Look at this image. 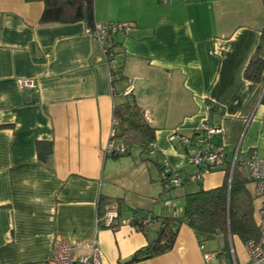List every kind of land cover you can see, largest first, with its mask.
I'll return each mask as SVG.
<instances>
[{
    "label": "crops",
    "instance_id": "obj_1",
    "mask_svg": "<svg viewBox=\"0 0 264 264\" xmlns=\"http://www.w3.org/2000/svg\"><path fill=\"white\" fill-rule=\"evenodd\" d=\"M42 11L41 1L0 0V264H46L57 238L84 244L78 252L88 253L94 235L102 264H123L155 236L159 221L147 231L127 222L116 230L97 226L100 194L122 198L116 222L130 209L181 215L183 194L221 185L225 163L167 197L154 160L131 150L108 156L112 106L120 101L101 45L84 22L41 24ZM94 18L100 26L130 23L116 36L118 49L132 98L156 129L158 162L182 175L197 173L194 148L169 136H189L200 126L206 98L216 104L210 121L222 129L215 142L226 160L264 157V71L256 80L244 75L256 48L264 58V0H94ZM21 78L36 88L21 87ZM38 140L52 142L45 163ZM235 242L234 258L244 264L246 250ZM217 252L183 223L169 251L133 264H223Z\"/></svg>",
    "mask_w": 264,
    "mask_h": 264
},
{
    "label": "trees",
    "instance_id": "obj_2",
    "mask_svg": "<svg viewBox=\"0 0 264 264\" xmlns=\"http://www.w3.org/2000/svg\"><path fill=\"white\" fill-rule=\"evenodd\" d=\"M37 1L43 3V11L40 16L41 24L84 22L85 26L91 30L96 26L94 18V0ZM117 34V32L108 33L107 42L105 43L107 54H104V56L107 63L111 58L115 59L113 67L109 64L110 84L115 95L120 94L124 97V100L114 103L112 112L113 117L116 119V123L113 127L115 132L114 138L125 146V151H113L107 153V155L112 158L129 155L131 148L137 146L141 148L140 153L143 155L145 154L146 159H149L146 155L154 153L156 148L150 146V144L155 141L156 129L144 119L143 112L135 99L132 98L133 91L131 90L129 93L125 94V91L131 86V83H129L123 71L125 56L123 51L118 49L120 44L116 38ZM33 48L32 43L30 45V50L33 51ZM109 54L111 56H108ZM43 58L45 59L47 57ZM35 60L37 59L35 58ZM262 71H264V58L260 56L258 48H256L247 62L244 75L250 80H256L261 76ZM118 83L124 84L119 93L116 90ZM205 101L206 104L210 106L208 111V116L210 117L211 113L215 110L216 104L209 98H206ZM197 132L198 128H196L189 137L194 138V134ZM215 137L211 138L210 141L214 144V147L222 153L223 158L219 165L225 163L223 167L225 170V178L221 185L207 189L198 187L196 190L185 192L182 196L183 211L181 215L154 214L153 212H146L142 215H138L137 210L130 209L131 211L128 217L130 215L133 216L130 223L137 230L147 231L151 224L157 221L159 222L155 236L148 241L146 245L135 250L123 264L137 263L169 251L173 247L179 228L183 223L194 231L200 244H203L207 240H212L219 235H221L226 242V250H228L229 242L233 244L231 245V252L229 250L228 253L225 252L228 254V257L226 254L222 255L223 253L220 251L216 253L217 256L225 262H223V264H228V261H230V264H233L232 253L235 254V239L241 244H245L250 240H259L260 233L254 218V196L249 188V184L251 183L249 174L238 158L235 160L233 166L232 161L226 160V153L224 149L215 142ZM184 146L187 147L190 145ZM36 149L38 160L45 163L51 155L52 142L49 140H38ZM154 161L161 172L158 181L163 185L167 197L171 189L183 186L194 180H199L201 173L204 172L202 167H197L193 164L198 170L197 173H185L182 175L179 171L172 170L166 164L158 162L157 157ZM213 168L215 167H208V171H211ZM175 176L176 178L179 177L182 181L180 185L171 183V180ZM165 200L170 199L166 198ZM107 204L115 205L119 217L123 207L122 198L100 194L96 202L97 215H102L104 213L103 209ZM97 226L104 225L103 223H98Z\"/></svg>",
    "mask_w": 264,
    "mask_h": 264
},
{
    "label": "built area",
    "instance_id": "obj_3",
    "mask_svg": "<svg viewBox=\"0 0 264 264\" xmlns=\"http://www.w3.org/2000/svg\"><path fill=\"white\" fill-rule=\"evenodd\" d=\"M164 3L170 2L172 0H160ZM129 23H109L103 26L96 25L93 30L87 28V32L96 39L102 48L103 54H107L105 49V43L107 42L108 33H115L119 31H128ZM48 57V55H46ZM108 56H111L110 54ZM111 67L115 64V59L111 58L108 61ZM110 74V73H109ZM18 84L23 88L34 89L36 84L31 79H19ZM132 87L129 86L125 91V94L129 93ZM209 104L206 109L209 111ZM209 113V112H208ZM113 125L116 123V119L113 117ZM222 133L220 126L212 123L210 117L207 115L206 119L202 122L200 127H198V132L194 134V138L189 136L180 135L178 133H172L169 136L170 140H178L183 145L193 146L195 151L190 158V162L197 167H202L204 172L208 171V167H216L222 161V153L219 152L214 144L210 141L211 138L218 136ZM114 129H112L108 142L105 147L106 153L124 152L125 146L120 142H117L114 138ZM150 146L155 147V143H151ZM154 150V149H153ZM235 162V158L232 160V166ZM243 167L246 169L251 183L253 184V196H254V214L256 217V223L258 225L260 237L259 240H250L244 244L247 259L244 264H264V157L250 156L247 160L242 162ZM231 166V167H232ZM180 178L176 176L171 180V183L175 185L181 184ZM166 205H170V200H165ZM104 213L102 215H97L96 223H103L104 226L111 229H117L121 223H130V215L128 219L121 220V222H116L115 219L118 218V212L114 206L107 204L103 209ZM86 246L89 249L88 253H79L78 250L84 247V244L75 243L69 239L57 238L54 240L52 245V252L50 258L47 260L46 264H102V254L98 244V239L94 235L88 242ZM203 248L202 245H200ZM211 253H205V259L211 257ZM233 264H238L232 253Z\"/></svg>",
    "mask_w": 264,
    "mask_h": 264
},
{
    "label": "rangeland",
    "instance_id": "obj_4",
    "mask_svg": "<svg viewBox=\"0 0 264 264\" xmlns=\"http://www.w3.org/2000/svg\"><path fill=\"white\" fill-rule=\"evenodd\" d=\"M130 28V27H129ZM120 32H122V31H119V32H117V33H120ZM96 40V39H95ZM97 41V40H96ZM100 44V43H99ZM116 100H118V101H122V97L121 96H119V95H117L116 96ZM113 106H114V104H113ZM112 106V107H113ZM113 109V108H112ZM202 124V123H201ZM200 124V125H201ZM113 127H114V125H113ZM113 127H112V129H113ZM200 127V126H199ZM112 131V130H111ZM179 142V141H178ZM191 146H189V148H190ZM193 147H191L190 149L191 150H193L192 149ZM190 150V151H191ZM141 152V148L140 147H137V146H135V147H133L132 149H131V155L132 156H134V157H138L139 156V153ZM141 154V153H140ZM146 156H148V158L149 159H151V160H154L156 157H155V155H153V154H147ZM193 168H195V166H193ZM104 227H106V226H104ZM114 230V229H113ZM116 230V229H115ZM236 240V239H235ZM238 243V242H237ZM236 242L234 243V246H236V244H237ZM98 244H99V242H98ZM239 244V243H238ZM204 245H205V247L208 249V250H213V249H217L218 251H220V252H222L223 254L222 255H224V254H226V253H228V250L231 252V250H232V247H231V245H233L231 242H229V244H228V250H226V242H225V240L222 238V236L221 235H219V236H216V238H214V239H212V240H207V241H205L204 242ZM242 247H244V244L243 245H241ZM100 247V246H99ZM225 248V249H224ZM236 249V255L238 256L239 255V252L237 253V248H235ZM244 249H245V247H244ZM244 249H242V252H241V250H239L240 251V253H243V256L245 257V251H244ZM101 250V249H100ZM226 252V253H225ZM226 256L228 257V254H226ZM229 259V258H228ZM224 262V261H223ZM229 263L228 264H230V261H228ZM212 263L213 264H221L220 263V261L219 260H216V259H213L212 260Z\"/></svg>",
    "mask_w": 264,
    "mask_h": 264
}]
</instances>
